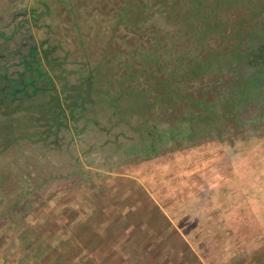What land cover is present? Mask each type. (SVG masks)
Here are the masks:
<instances>
[{
	"label": "trees",
	"instance_id": "trees-1",
	"mask_svg": "<svg viewBox=\"0 0 264 264\" xmlns=\"http://www.w3.org/2000/svg\"><path fill=\"white\" fill-rule=\"evenodd\" d=\"M29 1L35 28L51 26V4L72 18L38 38L35 60L0 71V152L18 139L56 147L64 133L115 127L117 162L155 161L158 174L176 154L225 142L234 182L249 180L259 198L263 177L249 173L260 153L232 142L264 132V0H96L94 10L88 1ZM41 75L50 84L33 85ZM19 82V95L5 98Z\"/></svg>",
	"mask_w": 264,
	"mask_h": 264
},
{
	"label": "rangeland",
	"instance_id": "rangeland-1",
	"mask_svg": "<svg viewBox=\"0 0 264 264\" xmlns=\"http://www.w3.org/2000/svg\"><path fill=\"white\" fill-rule=\"evenodd\" d=\"M79 1L81 4L90 2L93 10L97 5L96 0H74V4L78 5ZM29 4V0H0V70L6 76L14 75L15 70L20 71L36 59L34 44L50 28L52 31L53 23L56 24L54 30L60 29L61 24L68 26L72 18L61 2L51 4V26L35 28L29 20ZM156 21L163 25L161 20ZM21 55L26 57L24 62ZM41 68L24 73L21 84L34 78L36 70L42 71ZM42 79L47 78L41 75L33 85L50 84ZM18 85L20 82L13 86L15 91L9 90L10 85H7L4 97L18 96ZM30 88L24 85L23 90ZM116 129L91 127L78 135L64 133L56 147L18 139L0 152V264H17L18 259L21 264H30L31 261L25 258L30 259L33 250L48 239L40 237L54 234L63 241L58 243L57 249L66 245L74 255V264L80 262L81 249L96 252L97 229H103V224L109 219L120 218L123 210L119 207L130 201L129 195L122 191L124 186L118 182V177L119 172L129 171L133 164L121 165L117 162L120 160L118 152L121 151L117 140L123 138L114 139ZM261 133L254 137L238 134L232 142L241 153L244 149L258 150L257 168L249 173V178L263 177L258 178V202H250L247 212L240 211L243 216L239 219L240 225L234 226L232 231L233 236L240 238L238 246L233 243L238 251L243 252L245 264H264V132ZM242 137L246 138L239 141ZM216 147H219L218 151L220 148L229 149L225 142L219 146L193 147L185 153L190 155L185 166L191 163L189 159L197 161L210 157ZM240 152L235 157H240ZM141 165L147 169L148 180L154 186L158 185L160 165L155 161ZM256 171L259 172L255 176ZM166 172L165 168L163 177L171 178ZM119 186L121 189H118ZM244 253L249 257L245 258Z\"/></svg>",
	"mask_w": 264,
	"mask_h": 264
},
{
	"label": "crops",
	"instance_id": "crops-1",
	"mask_svg": "<svg viewBox=\"0 0 264 264\" xmlns=\"http://www.w3.org/2000/svg\"><path fill=\"white\" fill-rule=\"evenodd\" d=\"M189 156L176 154L162 165L160 187L148 180L141 165L119 172L118 182L130 201L119 207L120 218L106 220L103 229H97L96 252L81 249L76 264H245L237 247L240 238L232 231L240 225V211L247 212L250 202H258L250 191L252 183L236 185L233 155L226 149L197 161L189 159L187 167ZM165 168L171 178L163 177ZM40 238L45 241L30 259L25 258L30 264H74L66 245L61 252L57 249L61 237Z\"/></svg>",
	"mask_w": 264,
	"mask_h": 264
}]
</instances>
